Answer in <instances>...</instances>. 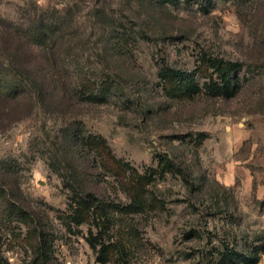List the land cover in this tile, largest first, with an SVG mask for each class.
<instances>
[{
    "label": "rangeland",
    "instance_id": "374dc122",
    "mask_svg": "<svg viewBox=\"0 0 264 264\" xmlns=\"http://www.w3.org/2000/svg\"><path fill=\"white\" fill-rule=\"evenodd\" d=\"M0 17L26 30L40 17L65 22L49 52L61 77L53 94L37 86L19 107L0 105L10 169L0 174V264H264V0H0ZM119 18L149 37L119 51ZM214 58L239 75L232 97L170 99L158 88L162 68L212 71ZM18 85L4 78L0 89ZM93 89L100 103L84 101ZM74 127L79 151L96 135L110 155H77ZM165 153L181 173L156 176Z\"/></svg>",
    "mask_w": 264,
    "mask_h": 264
},
{
    "label": "trees",
    "instance_id": "16d2710c",
    "mask_svg": "<svg viewBox=\"0 0 264 264\" xmlns=\"http://www.w3.org/2000/svg\"><path fill=\"white\" fill-rule=\"evenodd\" d=\"M161 5L164 6L165 3H162ZM35 9L37 11L39 9L36 2ZM50 20V22L49 20L44 21V18L40 17V20L36 24L37 26H32L30 29L26 30L23 25L14 23L13 20L9 21L6 26L3 24L6 21L2 17H0V82L4 78H12L19 81V85L14 91L4 92L2 91V89H0V105H2L4 108H6V103L8 101H13L16 104L18 103L19 107V102L24 98L27 90H31L33 89V87H36L35 90H38L37 86H40L41 88V91L39 92L40 96H42V98H47L48 96H51L53 94L54 90L52 89L50 84L54 82V86L56 87L60 83V72L56 70H59L58 62L55 58L52 62L49 57V52L53 53L54 50L60 46L59 44L63 40L61 39V35L63 34L61 30L63 29L65 22H61V19L57 18H52ZM117 20L119 21V24L115 23L114 25L111 23V26L113 27L111 33H114H109V35L111 34V40L116 43L119 51L125 49L124 46L129 43V39L132 41L131 38L134 37L135 39L136 36H139L138 34L145 38L149 37L147 33H140L139 31H135L134 29L129 27V25H127L123 19L119 18ZM47 26H49L48 30H44L47 28ZM40 28L42 29L40 30ZM41 31H48L50 34L47 32L48 35L43 39L41 37V41L35 44L33 42V38L35 36L33 35L36 34L41 36ZM115 52L116 51H114V53ZM43 59H46L47 61L44 62ZM214 59L215 62L213 63V65L209 64V67L211 65L214 67L212 71H208L209 69H206V72H204L201 70V66L199 65L191 71L182 68H170L168 66L166 68H162L160 71L161 77L158 83V88H162V90L165 92V95L170 99H173L175 96H177L178 98L193 99L198 94L206 93H209L214 97H232V92L234 90H239L241 86L239 75L236 72V74L234 75V65L232 63L226 62L224 59ZM105 78L107 79V87L105 88L109 93V97L119 96V87L116 85V79L113 77V75L105 74ZM207 81H213V85L211 88H209V86L207 87ZM199 82H203V86H205L206 88L203 89L206 92L202 91ZM67 88L68 95L70 97H74L73 99H77V95L75 94L73 88L71 86ZM88 93H90V95H83L86 98L84 99V101L100 103L101 97L98 90H94L93 92L90 91ZM104 97H106V93L105 95H103V99ZM16 118L19 119L21 118V116H18ZM3 122L4 121H0V126H2ZM78 128L79 127L68 129L66 133V138H68L69 142L73 143V149H75V153H77V155H79L81 158L93 157L95 158V161L98 155H101V158H103L105 154L110 155L111 151L108 149V146H105V148L103 147L105 151H100V146L97 143H99V141H102V139L101 137H98L96 135H90L88 140H86L88 149L79 151L80 146L82 147L85 141L83 139V136L81 135L80 129ZM203 135L204 133L201 132L198 137L192 140L195 144H199L204 139V137H202ZM91 140L94 141L91 142ZM77 149L78 151H76ZM121 167L123 166L121 165ZM158 167L160 171L155 173L158 177H163L169 172L181 173V171H183L181 166L177 162H175V160L170 158V156L166 153L160 156ZM6 171L8 173L10 169H6L5 167H2V165H0V174L2 172L6 174ZM76 175L78 178L83 176L81 175V173H78ZM146 188V184H140L138 189H136V191L138 190L141 192V195H138V198L144 199L146 195ZM80 190L86 195L89 193V191L84 187H81ZM134 190V187H132L131 192ZM241 258H243V256H241ZM44 261L46 262V264L49 263L47 257L44 258ZM256 263L257 259L248 257V264Z\"/></svg>",
    "mask_w": 264,
    "mask_h": 264
}]
</instances>
